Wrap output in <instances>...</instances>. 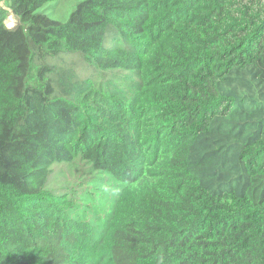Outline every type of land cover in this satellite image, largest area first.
<instances>
[{
	"label": "trees",
	"instance_id": "obj_1",
	"mask_svg": "<svg viewBox=\"0 0 264 264\" xmlns=\"http://www.w3.org/2000/svg\"><path fill=\"white\" fill-rule=\"evenodd\" d=\"M52 1L0 0V264H264V0Z\"/></svg>",
	"mask_w": 264,
	"mask_h": 264
},
{
	"label": "rangeland",
	"instance_id": "obj_2",
	"mask_svg": "<svg viewBox=\"0 0 264 264\" xmlns=\"http://www.w3.org/2000/svg\"><path fill=\"white\" fill-rule=\"evenodd\" d=\"M76 1L77 0H66L65 2L63 0L52 1L46 6L47 11H49V13L55 18L66 19L69 13L74 9ZM53 4H55V6L52 8ZM12 18L13 22H17V18L14 15L12 16ZM63 169L64 176L70 175L67 166H64Z\"/></svg>",
	"mask_w": 264,
	"mask_h": 264
},
{
	"label": "built area",
	"instance_id": "obj_3",
	"mask_svg": "<svg viewBox=\"0 0 264 264\" xmlns=\"http://www.w3.org/2000/svg\"><path fill=\"white\" fill-rule=\"evenodd\" d=\"M12 16H13V14H10L5 20L6 25L9 27H12L11 25H13V26L15 25V21L13 22Z\"/></svg>",
	"mask_w": 264,
	"mask_h": 264
}]
</instances>
